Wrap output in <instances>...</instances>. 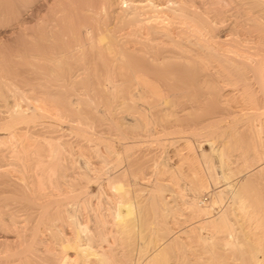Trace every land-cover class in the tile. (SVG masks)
Listing matches in <instances>:
<instances>
[{
  "label": "rangeland",
  "instance_id": "374dc122",
  "mask_svg": "<svg viewBox=\"0 0 264 264\" xmlns=\"http://www.w3.org/2000/svg\"><path fill=\"white\" fill-rule=\"evenodd\" d=\"M135 1H141L140 8L115 0L103 10L97 0H0V114L6 115L7 107L15 103L21 110L34 107L58 121L48 127L57 129L53 132L44 129L48 121H43L44 127L37 121L33 124L40 130L22 129L19 135L0 139V235L8 238L0 244V257L24 245L32 260L40 262L45 250H53L51 233L70 236L61 210L73 205L76 221L107 237L97 245L94 236L92 248L108 253L111 246L127 264H264V151L259 153L254 141L264 146V92L257 88L252 71L256 59L264 61V19L253 13L256 5L244 6L240 0ZM177 7L181 9L176 11ZM100 33H107L109 50L97 40ZM151 50L166 56L149 62ZM125 55L142 58L150 71L164 67L173 73L171 85L185 87L177 104L185 106L199 97L198 108L181 117L161 111L152 121L148 116L144 121L129 103L116 102L129 86L122 82L125 70L118 69L115 60ZM243 73L248 78H242ZM103 77L118 80L110 98ZM242 84L251 85L244 90ZM178 105L169 104L164 111L172 112ZM220 110L229 118L261 113L253 121L257 129L231 140L221 129L195 135L182 128ZM168 123L181 128H168L166 133ZM74 125L89 137L81 136ZM55 133L63 137L58 140ZM108 146L118 149L117 157H111ZM141 154L149 160L137 174L147 177L146 183L138 196L130 192V200L135 211L143 209L150 217L142 238L136 236L140 226L132 234L114 233L118 194L106 180V175H117L129 159ZM127 178L130 183L125 184L134 188ZM193 179L201 183L199 199L217 200L209 209L213 214L209 220L217 218L215 227L213 221L189 216L185 202ZM195 223L203 228L192 229ZM165 237L173 241L153 256ZM38 240L42 243H35ZM90 260L87 264H95Z\"/></svg>",
  "mask_w": 264,
  "mask_h": 264
},
{
  "label": "bare ground",
  "instance_id": "6f19581e",
  "mask_svg": "<svg viewBox=\"0 0 264 264\" xmlns=\"http://www.w3.org/2000/svg\"><path fill=\"white\" fill-rule=\"evenodd\" d=\"M46 1V0H43ZM113 1L115 0H97V3L99 5V7L101 9H106L108 7L111 6V4L113 3ZM126 1H128V3L130 5H132V8H134V6H138L139 8L141 7L140 5H142V3H140L139 1H135V0H122L123 3H126ZM242 1V5H247L249 4V6L254 7V5H256L258 7V9L254 10L252 9L253 13L256 14L255 12H259V16L260 18H262V20L264 19V0H240ZM239 1V3H240ZM89 3V2H88ZM90 5V4H89ZM91 6V5H90ZM240 6V5H239ZM151 7H154L155 10V5L151 4ZM157 7V6H156ZM252 7V8H253ZM143 8V7H142ZM250 9V7H248ZM89 9V8H88ZM176 9V8H175ZM181 8L177 7L176 11L180 10ZM95 10V9H94ZM175 11V10H174ZM181 12V11H179ZM250 13H252L251 11H249ZM248 12V13H249ZM261 12V13H260ZM178 13V12H177ZM249 15V14H248ZM250 16V15H249ZM257 16V15H256ZM255 16V17H256ZM132 17V16H129ZM249 18V17H248ZM252 18V17H251ZM257 18V17H256ZM131 22H135V19L131 20V18L129 19ZM257 21V19H254ZM128 21V20H127ZM147 21V20H146ZM252 21V20H251ZM254 22V21H253ZM220 23V22H219ZM20 25V24H19ZM150 26V25H149ZM148 26V27H149ZM96 29V28H95ZM147 29V26H146ZM152 29V27H151ZM154 29V28H153ZM150 32V31H149ZM152 33H158V31H152ZM150 33V34H152ZM161 33V32H160ZM163 34V33H161ZM160 34V35H161ZM165 34V33H164ZM159 35V37H160ZM164 36V35H162ZM44 38V37H43ZM261 38V37H260ZM97 40L100 42V44L102 43V45L104 44L103 48H106V50L110 49V40L108 38L107 33H100L99 36L97 37ZM152 40V39H151ZM42 41V40H41ZM75 41V40H74ZM83 42V41H82ZM97 43V42H96ZM261 43L264 45V40L261 39ZM112 44V43H111ZM53 46V45H52ZM46 47V46H44ZM47 48V47H46ZM31 50V49H30ZM73 52V51H71ZM150 52L149 54V62H157V61H161L166 55H162L160 53V51L158 50H151L148 51ZM162 52V51H161ZM164 52V51H163ZM147 53V52H146ZM165 53V52H164ZM205 56V55H202ZM36 57V56H35ZM148 57V54H147ZM169 57V55H168ZM171 57V56H170ZM176 57V56H175ZM194 57V56H193ZM121 57H115V60H117L116 65L119 66L120 68L118 69H124L125 70V80H123L122 82H126L127 84H129V86L127 87V90L124 92L123 95H121L122 97L117 98L116 102L118 101H122L129 103L130 106H133V108L135 109V112H138L139 115L143 116V120L147 121L146 118L147 116L150 117L151 119H149L148 121H152L154 118H156L157 113L162 114L161 111L167 112L169 111V113H176V115L181 117V114L186 116L187 115V110L191 109V108H198L197 104H200L201 102V98L197 97L195 99H193L192 101L189 102L188 105H178L177 102L179 98H181L184 93L185 87H181V86H172L170 80H173V73L167 72L165 70V68L161 67L158 69H155L154 71H150L148 69L145 68V63H143V59L140 58L138 59H134L132 58V56L129 55H125L124 59H120ZM173 58V57H172ZM177 58V57H176ZM203 58V57H202ZM206 58V57H205ZM234 58V57H233ZM168 59V58H166ZM201 59V58H200ZM209 59V58H208ZM207 59V60H208ZM50 60V59H49ZM137 60V61H136ZM170 60V59H169ZM202 60V59H201ZM227 60V59H226ZM165 61V60H163ZM167 61V60H166ZM197 61V60H196ZM123 62V63H122ZM209 62V61H208ZM225 63V62H224ZM122 64V67H121ZM91 65V64H90ZM160 65V63H159ZM38 66V65H37ZM63 66V65H62ZM161 66V65H160ZM225 66V65H224ZM125 67V68H124ZM228 66L224 67L227 68ZM204 68V66H203ZM238 68V67H237ZM241 68V67H240ZM238 68V69H240ZM100 69V68H99ZM226 70V69H225ZM233 70V69H232ZM104 71V70H103ZM219 71V70H218ZM252 71H253V75L255 76L254 78H256L258 80V87L262 92H264V61L262 58L256 59L252 65ZM110 73V72H109ZM112 73V72H111ZM99 74V73H98ZM105 74V73H102ZM118 74V73H117ZM245 74V75H244ZM121 75V74H120ZM238 75V74H236ZM99 76V75H98ZM108 76V75H107ZM242 76V74H241ZM122 77V76H121ZM176 77V76H175ZM104 78V77H103ZM242 78H248L246 73H243ZM95 80V79H94ZM93 80V81H94ZM103 80H105L106 84H107V88H108V97H109V93L112 91H115L114 89L117 88V81L115 79H111L110 77H106ZM114 80V81H113ZM122 80V79H121ZM244 82L247 79H242ZM35 81V80H34ZM116 81V82H115ZM181 81V80H180ZM102 83V82H101ZM97 84V80L94 81V83L92 85H96ZM120 84V83H119ZM122 84V83H121ZM99 85V84H98ZM105 85V84H104ZM251 85V84H248ZM244 86L242 84V86H244V90L250 86ZM36 86V85H35ZM119 86V85H118ZM101 87V85H100ZM246 87V88H245ZM88 90V89H87ZM99 89L97 88L96 93L99 94L100 91H98ZM103 90V89H102ZM249 90V89H248ZM172 91V92H171ZM102 93V92H101ZM100 93V94H101ZM256 93V92H255ZM62 95V94H61ZM113 95V93H112ZM101 96V95H100ZM111 97V96H110ZM109 97V98H110ZM246 97V96H244ZM23 98V97H22ZM84 98V97H83ZM101 98V97H100ZM107 98V97H106ZM26 99V98H25ZM104 99V98H102ZM114 100V98H112ZM119 99V100H118ZM48 100V99H47ZM100 100V99H99ZM17 101V100H16ZM36 101V100H35ZM57 101V100H56ZM68 102V101H67ZM110 102V100H109ZM121 103V102H120ZM118 103V104H120ZM64 104V102L62 103ZM169 104L171 105H178L177 107H179L178 109H174L175 107L171 109L173 110L172 112L170 110L164 111V109L169 108ZM35 105V104H34ZM89 105V104H88ZM63 106V105H62ZM30 107V106H29ZM67 107V106H66ZM54 108V107H53ZM85 108V107H84ZM28 109V108H27ZM20 109L17 108V104L13 103L11 106L7 107V109L5 110L6 115L4 114H0V139H6L7 137L10 136H15V135H19L20 130H24L25 131H36V130H40V129H36L35 124H33L34 122L37 123V121L41 124V126L44 127L43 124H45L43 121H48L49 124L46 125L45 131H49V132H53L56 131V128H48L50 127V125L52 123L58 122L56 121V118L54 117H50L47 114H45L43 111H39V109H35L34 107H32L30 110L28 109ZM170 109V108H169ZM57 110V109H55ZM75 110V109H74ZM156 110V111H155ZM160 110V112L158 111ZM176 110V111H175ZM60 111V110H58ZM175 111V112H174ZM224 111V110H223ZM96 112V111H95ZM227 112V109H226ZM225 112V113H226ZM231 112V111H230ZM50 113V111H49ZM107 113V112H106ZM137 113V114H138ZM224 113V114H225ZM236 113V112H235ZM72 114V113H71ZM166 114V113H165ZM223 112L222 110L217 111L216 114H214L213 116H208V117H204V118H200L198 121H193L190 123H185V125H182L183 129H189L190 131H192L193 134L195 135H204V134H211L213 132H219L218 129L223 130L224 132H226V134H229V139L231 137V140L233 138V140H236V138L238 136H240L242 133L244 132H250L249 134H251V131L254 133V131L257 129L255 128V124H253V121L257 120V118L260 116L261 113H241L240 115H236V116H232L229 118V114H227L226 116L223 117ZM50 115V114H49ZM54 115V114H53ZM56 115V114H55ZM61 115V114H60ZM65 115V114H64ZM62 115V116H64ZM90 115V114H89ZM108 115V114H107ZM151 115V116H150ZM106 116V115H105ZM153 116V117H152ZM134 117V116H132ZM99 118V117H98ZM110 118V117H109ZM137 118L136 116L134 118H132L133 120ZM177 118V117H175ZM260 118V117H259ZM136 120V119H135ZM238 120H240V123H238ZM64 121V120H63ZM109 121V120H108ZM142 121V120H141ZM143 121V122H144ZM79 122V121H78ZM117 122V121H116ZM171 122V121H170ZM169 122V123H170ZM18 123H24V125L22 126H18ZM29 123H32L31 125H29ZM62 123V122H61ZM134 123L137 122H125L123 124L125 125H134ZM145 123V122H144ZM168 123V127L167 131H165L166 133L169 132L168 128H177V127H171ZM179 123V122H178ZM60 124V123H59ZM122 124V123H120ZM172 124V123H171ZM257 124V123H256ZM118 125V124H117ZM145 125H147V123H145ZM144 125V126H145ZM166 126L165 124H160V126ZM174 125H177V123H175ZM179 125V124H178ZM180 125V126H181ZM255 125V126H254ZM40 126V128H41ZM52 126V125H51ZM60 126V125H59ZM81 126V125H80ZM115 126V125H114ZM159 126V125H158ZM170 126V127H169ZM85 127V126H83ZM112 127V126H111ZM118 127V126H116ZM146 127V126H145ZM74 128L81 136H86L89 137L88 135H86V132H84V129L77 127L74 125ZM143 128V127H142ZM149 128V127H148ZM161 128V127H159ZM181 128V127H179ZM179 128L175 129V130H179ZM72 129V130H74ZM103 129V128H102ZM115 129V128H113ZM117 129V128H116ZM181 129V130H183ZM69 130V128H68ZM147 130V128H146ZM150 130V129H149ZM164 131H162L164 133ZM171 131V130H170ZM174 131V130H173ZM185 131V130H184ZM183 131V132H184ZM63 132V131H62ZM124 132V131H123ZM178 132V131H176ZM187 131H185L186 133ZM60 133V131H59ZM151 133V132H150ZM181 133V132H180ZM259 133V132H258ZM76 134V133H75ZM96 134V133H95ZM115 134V133H114ZM136 134V133H135ZM158 134V132H157ZM157 134H155L157 136ZM178 134V133H177ZM64 135V134H63ZM74 135V134H73ZM123 135V134H122ZM134 135V134H131ZM173 135V134H172ZM245 135V134H244ZM35 136V135H34ZM61 134H56L53 136L54 138H57L59 140ZM78 135H76L77 137ZM96 136V135H95ZM168 136V135H167ZM59 137V138H58ZM63 137V136H61ZM79 137V136H78ZM111 137V136H110ZM175 137V136H174ZM124 139L126 138L123 137ZM155 138V137H154ZM228 138V137H227ZM64 139V138H63ZM146 139V138H145ZM23 140V139H22ZM45 140V139H44ZM156 140H158L156 138ZM230 140V141H231ZM65 141V139H64ZM91 141V140H90ZM154 141V139H153ZM160 141V140H159ZM166 141V140H165ZM255 142L257 141V149L258 152L261 153L264 151V146L263 144H260L258 142V140L255 138L254 140ZM56 142V141H55ZM66 142V141H65ZM64 142V144H66ZM83 142V141H82ZM89 142V141H88ZM25 144V143H24ZM105 144V143H104ZM200 145V144H199ZM198 145V146H199ZM84 146V145H83ZM119 146V145H118ZM123 146V145H122ZM109 148H107V152L111 155V157H117V153H118V149L117 152L111 148L110 146H108ZM125 147H127V145H125ZM122 148V147H121ZM217 150L219 149V146L216 147ZM215 148V150H216ZM92 149V148H91ZM201 149V147H200ZM27 150V149H26ZM84 150V149H83ZM129 150V149H128ZM202 150V149H201ZM97 151V150H96ZM91 152V151H90ZM126 152V151H125ZM177 152V151H176ZM97 155V154H96ZM131 155V153H130ZM130 155H126L127 157H130ZM160 155V154H159ZM122 156V155H121ZM133 156V155H132ZM145 155L141 154L140 156H137L129 159L131 160L129 162L128 165H126L125 169H121V171H118L117 175H111L108 174L106 175V180L110 183V187L118 194V200H117V204L116 206H114V211H113V217H114V223L116 225V229H114V233H125L128 232L129 234H132L134 231L135 226H137V228H139L138 226H140L139 230H137L136 236L142 238V235L144 234L145 229L147 228L148 224H149V219L150 218L145 212V210H140L139 212L135 211L134 208H132V199L131 197L133 196V194L130 196V192L134 193V197L138 196L139 193L142 190L143 185L146 183V178L145 176H138V172L140 171V169L145 166L144 164L149 160L148 157H146V159H144ZM181 157V156H180ZM27 158V157H26ZM103 158V157H102ZM184 159V158H183ZM186 159V158H185ZM118 160V159H117ZM128 160V159H127ZM182 160V159H181ZM102 161V160H100ZM221 162V160H219ZM264 161V160H263ZM161 162V161H160ZM219 162V163H220ZM232 162V161H231ZM152 165H154V167L156 166V163L151 162ZM150 163V165H151ZM224 164V163H223ZM87 165V164H86ZM117 166V165H116ZM96 167V166H95ZM261 167H263V165H261ZM144 168V167H143ZM166 168V167H165ZM100 169V168H99ZM119 169V168H118ZM163 169V168H162ZM97 170V169H96ZM93 171V170H92ZM106 171V170H105ZM160 171V170H159ZM96 172V171H95ZM103 172V171H102ZM115 172V171H113ZM112 172V173H113ZM103 174V173H102ZM244 175V174H243ZM95 176V175H94ZM104 176V175H103ZM131 177L129 179L132 180L133 184H135L134 188L133 186L131 188H129V181L127 177ZM138 176V177H137ZM195 177V176H194ZM191 178V177H190ZM78 179V178H77ZM127 179V180H125ZM202 179V178H201ZM124 180V181H123ZM130 180V181H131ZM243 180V179H242ZM68 181V180H67ZM83 181V180H82ZM127 182V184H125V182ZM99 182V181H98ZM100 184V183H99ZM174 184V183H173ZM73 185V184H72ZM91 185V184H90ZM129 185V186H128ZM132 185V184H131ZM20 186V185H19ZM81 185H79L78 187H80ZM145 186V185H144ZM147 186V185H146ZM191 187V193L188 196V198L186 199L187 201L186 203V207L189 210V216H195V217H201L200 220H202L203 222L205 221H213V227L216 226V224L218 222H215V220H217V218H212L209 220L210 215L209 213V209L212 208L213 203L217 202V200H213L211 202H203L202 199H199L200 196V192L202 191L201 188V183L198 179L195 180L193 179L192 181V186ZM189 187V188H190ZM226 187V186H225ZM190 190V189H189ZM183 193V192H182ZM207 193V192H206ZM141 195V194H140ZM88 197V196H87ZM20 198V197H19ZM74 198V197H73ZM140 198V197H139ZM217 198V197H216ZM68 199V198H66ZM117 199V197H116ZM135 199V198H134ZM151 199V198H150ZM88 200V198H87ZM66 201V200H65ZM84 201V200H83ZM219 201V200H218ZM64 202V201H63ZM134 203V202H133ZM80 204V203H79ZM216 204V203H215ZM75 205V204H74ZM134 206V204H133ZM39 207V206H38ZM147 207V206H146ZM151 207V206H150ZM220 207V206H219ZM36 208V207H35ZM215 208V207H213ZM53 209V208H52ZM75 209L72 206H64L63 209L61 211H64V216L66 219V224L67 226H69L70 228V236H64V233L62 232H56V233H51L49 236L52 239L53 242V250H45V255L43 256V258L41 259L40 262L37 261H33L32 258L30 257L31 255L27 252H25L26 250H24L25 248L22 242V247L14 250L12 253H8V255L4 256V257H0V264H67L69 261L72 262H76V263H80V264H87L89 261H91L90 259H92V261L95 262V264H109L110 261H115L118 264H127L126 259L121 256H119L115 251H113L114 249L111 248V246H108L110 249L108 250V253H104L103 251H97L95 249H93L95 247V244L93 245L90 240H92V238L95 236L96 237V244L99 245L101 244V242H106V236L105 233H100L99 231L95 230L97 228V226H95L94 228V232L91 231L88 226L81 224L80 222L76 221L74 218V213H75ZM109 209V208H108ZM134 209V210H133ZM92 210V209H91ZM98 210V209H97ZM213 210V209H212ZM149 211H153L154 212V208L149 210ZM40 212V211H39ZM97 212V211H96ZM98 213V212H97ZM212 214V213H211ZM203 215V216H202ZM213 215V214H212ZM100 216V215H98ZM101 218V217H100ZM221 217H219L220 219ZM218 219V221H219ZM92 221V220H91ZM156 221V220H155ZM106 222V221H105ZM162 222V221H161ZM195 222H199V220L195 221ZM101 223V222H100ZM193 223V222H192ZM199 224V223H198ZM198 224H194L192 227V229H196V230H200L203 228V225H198ZM95 225H97L95 223ZM114 225V224H113ZM232 225V224H231ZM51 226V222H49V226L48 228ZM112 226V225H111ZM130 227V228H129ZM166 226H163V224H160V229H165ZM238 227V226H237ZM106 229V227H105ZM206 229V228H205ZM101 230V229H100ZM104 230V229H103ZM152 230V229H151ZM214 231V229L212 230ZM103 232V231H102ZM105 232V231H104ZM95 233V234H94ZM135 233V232H134ZM207 233V232H206ZM48 236V237H49ZM113 236V235H112ZM116 236V235H114ZM198 236V237H197ZM173 237V236H172ZM197 238L199 239H204L205 238L202 235H196ZM206 237V236H205ZM116 238V237H115ZM166 238V237H165ZM137 239V238H136ZM160 240H163L160 238ZM8 238L6 237V235L1 236L0 235V244L3 242H7ZM32 241V240H31ZM171 241H173V239H170L168 237V239L166 238V240H164V242L162 243L163 246L161 248H159V250H157V248L153 249V256H155L156 254H158L159 252H162L164 250L165 247H169V245L171 244ZM120 242V241H119ZM204 242V241H203ZM35 243H42V241L38 240L37 242L35 241ZM159 243V242H158ZM12 244V243H11ZM17 244V243H16ZM15 244V245H16ZM31 245V244H30ZM96 245V246H97ZM159 245V244H158ZM93 247V248H92ZM100 247V246H98ZM157 247V246H155ZM33 250H38L36 246L32 245L30 247ZM116 248V247H115ZM145 248V247H144ZM205 248V246H204ZM146 249V248H145ZM117 250V249H116ZM157 250V251H156ZM68 252H71V254L69 255ZM129 252V251H128ZM40 255V254H39ZM124 255V254H122ZM128 255V254H127ZM42 256V255H41ZM54 256V257H53ZM128 257V256H127ZM200 257V256H199ZM152 258V257H151ZM37 259V258H36ZM55 259V260H54ZM54 260V261H53ZM111 263V262H110ZM133 263V262H132Z\"/></svg>",
  "mask_w": 264,
  "mask_h": 264
}]
</instances>
